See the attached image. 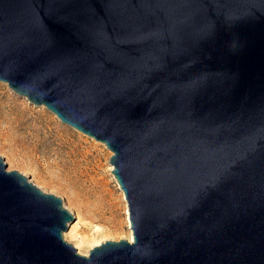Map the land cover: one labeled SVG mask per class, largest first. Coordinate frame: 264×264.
<instances>
[{
  "label": "water",
  "instance_id": "water-1",
  "mask_svg": "<svg viewBox=\"0 0 264 264\" xmlns=\"http://www.w3.org/2000/svg\"><path fill=\"white\" fill-rule=\"evenodd\" d=\"M0 80L112 152L133 240L0 157V264H264V0H0Z\"/></svg>",
  "mask_w": 264,
  "mask_h": 264
},
{
  "label": "rangeland",
  "instance_id": "rangeland-1",
  "mask_svg": "<svg viewBox=\"0 0 264 264\" xmlns=\"http://www.w3.org/2000/svg\"><path fill=\"white\" fill-rule=\"evenodd\" d=\"M8 96L24 108L30 128L25 131L28 135V143L26 142L25 146L19 145L16 148L19 152L6 145L1 148L0 145V157L7 163V170L22 173L44 193L60 197L63 207L74 216L78 213L77 205L70 203L71 193L62 176L63 165L73 162L74 167L83 171L86 177L94 176L96 180L106 181L108 183L105 185L106 195L102 200L106 209V218L93 223L88 215L83 216L79 223V233L88 238L89 244L82 247L80 252L77 248V251L81 255L88 256L93 247L107 240L116 242L122 239L128 240L130 233L133 232L128 221L130 211L125 193L110 170L113 167L111 150L104 142L96 141L73 126L63 123L53 111L32 104L26 97L16 94L6 82L0 80V99ZM34 127L37 128L36 132ZM97 190L102 195V188L97 187ZM76 221L77 218L63 234V239L74 246L79 244L77 240L65 234L71 230ZM97 228H100V234Z\"/></svg>",
  "mask_w": 264,
  "mask_h": 264
},
{
  "label": "bare ground",
  "instance_id": "bare-ground-1",
  "mask_svg": "<svg viewBox=\"0 0 264 264\" xmlns=\"http://www.w3.org/2000/svg\"><path fill=\"white\" fill-rule=\"evenodd\" d=\"M25 114L26 111L24 108L20 107V104H16L14 101H12L9 96L0 99L1 148L6 145L13 150L15 149L16 152H19L16 148H18L19 145L25 146L26 142L28 143V135L25 134V131H27V129L30 127H28L29 125L27 124L29 119L26 118ZM34 131H37L36 127H34ZM63 167V180L69 190V193H71L69 197L70 203L76 204V208L78 210V213H76L75 216L77 221L72 225L71 230L65 235L77 240V243L79 244L75 247L78 248L80 252L82 247L89 244V240L87 237L79 233V223L85 215H88L93 223L103 221L106 218V209L105 205L102 203V200L106 195L105 185L108 183L104 180H96L94 179V176L86 177L83 171H80L74 167L73 162L64 164ZM110 170L112 171L113 167H111ZM97 187L102 188V195L99 194L100 192L97 190ZM128 221H130L129 216ZM100 231V228H97L98 234H100ZM91 240L94 241V239ZM132 240L133 232L130 233L128 238V241Z\"/></svg>",
  "mask_w": 264,
  "mask_h": 264
}]
</instances>
